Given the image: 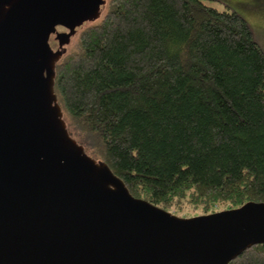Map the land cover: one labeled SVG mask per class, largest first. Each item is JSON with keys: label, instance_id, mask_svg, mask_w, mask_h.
<instances>
[{"label": "trees", "instance_id": "16d2710c", "mask_svg": "<svg viewBox=\"0 0 264 264\" xmlns=\"http://www.w3.org/2000/svg\"><path fill=\"white\" fill-rule=\"evenodd\" d=\"M206 1L106 0L55 67L70 136L179 216L264 202V49ZM228 264H264V244Z\"/></svg>", "mask_w": 264, "mask_h": 264}, {"label": "water", "instance_id": "95a60500", "mask_svg": "<svg viewBox=\"0 0 264 264\" xmlns=\"http://www.w3.org/2000/svg\"><path fill=\"white\" fill-rule=\"evenodd\" d=\"M105 3L0 0V264H228L264 244V202L178 216L70 136L56 63Z\"/></svg>", "mask_w": 264, "mask_h": 264}, {"label": "rangeland", "instance_id": "374dc122", "mask_svg": "<svg viewBox=\"0 0 264 264\" xmlns=\"http://www.w3.org/2000/svg\"><path fill=\"white\" fill-rule=\"evenodd\" d=\"M206 3L219 10L229 9L241 15L252 29L257 42L264 49V0H218L206 1ZM50 44L54 49L57 47L54 35L50 37Z\"/></svg>", "mask_w": 264, "mask_h": 264}]
</instances>
